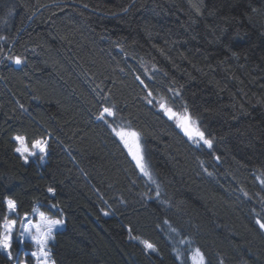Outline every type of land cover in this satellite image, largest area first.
Returning a JSON list of instances; mask_svg holds the SVG:
<instances>
[{"label":"trees","instance_id":"obj_1","mask_svg":"<svg viewBox=\"0 0 264 264\" xmlns=\"http://www.w3.org/2000/svg\"><path fill=\"white\" fill-rule=\"evenodd\" d=\"M7 198L62 216L55 264H264V0H0V230Z\"/></svg>","mask_w":264,"mask_h":264},{"label":"snow or ice","instance_id":"obj_2","mask_svg":"<svg viewBox=\"0 0 264 264\" xmlns=\"http://www.w3.org/2000/svg\"><path fill=\"white\" fill-rule=\"evenodd\" d=\"M16 64H21L22 60L20 57L15 58ZM161 109L165 111L167 114H169V117L171 119H179L182 121L180 126L183 128L185 134L188 136L189 139L193 140L195 143H203V145H207L209 148L212 147V140L207 139L205 137V134L203 131L199 129V127H192V124L194 123L191 119L190 114L185 116H180L179 113L174 111V109L168 107L166 103L161 104ZM186 111V110H185ZM115 116V109L113 107H104L102 111L100 112L97 119L104 120L105 117H114ZM113 132L116 136L119 137L121 141L124 142L125 146L129 149L131 152L133 159L136 160L137 166L140 168L141 172L146 175L150 176V172L146 170V165L144 163V156L142 154V151L140 149V146L138 143L135 144V151H133V143H135L137 138V133L134 131H129L127 129L121 128L120 130H117L113 128ZM15 140L17 141V147L15 151L19 153L25 161H27L29 156H34L37 153L40 154H46L47 151V141L45 140H37L31 143V146L27 143L25 138L23 137H15ZM131 141V142H130ZM49 191H53L52 189H49ZM7 208L10 212H14L17 208L16 202L12 200L7 201ZM35 211V210H34ZM107 215V213H105ZM39 220L35 224V234L31 235V239L41 247L42 255L47 256L48 253L44 251L45 246L48 243V240L52 237L53 230L58 226L63 224L62 220L59 219H49L45 216L43 212L38 213ZM261 229H264V222H261L260 220L256 221ZM16 221L13 220L10 223L5 220L3 224V233L0 235V248H3L4 250H9L12 246V229L15 226ZM28 232H31L30 227H26L25 229ZM23 235V233H21ZM144 247L146 249H150L152 251H155L154 246L147 241L143 242ZM197 255L199 256L198 261H194V264H204V256L203 253L200 252L199 249L195 250ZM32 255L35 257L36 253L33 252ZM9 258H11V253L9 252Z\"/></svg>","mask_w":264,"mask_h":264},{"label":"rangeland","instance_id":"obj_3","mask_svg":"<svg viewBox=\"0 0 264 264\" xmlns=\"http://www.w3.org/2000/svg\"><path fill=\"white\" fill-rule=\"evenodd\" d=\"M163 103H166L164 100H161ZM156 104L160 103V100H155ZM167 104V103H166ZM168 105V104H167ZM170 105H168L169 107ZM174 111H176L174 109ZM177 113L180 114H183L184 111H176ZM182 112V113H181ZM192 119V118H191ZM176 122L178 121V119H174ZM192 121L194 122L192 124V127H198L197 126V123L196 121H194L192 119ZM120 126V125H119ZM121 128H124V127H121ZM121 128L117 129V130H120ZM126 129V128H124ZM128 130V129H127ZM18 136V135H17ZM15 136V137H17ZM14 137V139H15ZM19 137H22V136H19ZM38 140H45L46 139H38ZM37 141V140H36ZM131 142V141H130ZM138 143L139 146H140V149L142 151V154L144 156V163L146 165V170L148 172H150V176H146L144 175V177L149 181V182H154L155 181V178H154V175L152 173V170L151 168L149 167L148 163H147V160H146V155H145V152H144V148H143V145H142V142L140 140V137L137 135V138H136V141L135 143H133V151H135V144ZM202 143V142H201ZM16 144H17V141H16ZM29 144V143H28ZM18 146V145H17ZM29 146H31V143L29 144ZM22 157V156H21ZM23 158V157H22ZM44 158H45V154H40V153H37L36 155L34 156H29L27 161L31 160V159H34V160H37L42 163L44 161ZM23 160L25 161V159L23 158ZM26 161V162H27ZM8 200H11L10 198H7L6 200V206H7V201ZM13 201V200H12ZM35 210V211H34ZM39 212H43L38 206H35L32 211L28 214H25V215H17L16 214V211L14 212H10L7 208V214H6V217L4 218V220L2 221L1 223V230H0V235H2L4 229H3V224L5 222V220H7L9 223L13 220L16 221V224L15 226L13 227L12 229V240L13 238L16 239V243H17V246L20 248L21 250V253L19 256H14L13 259H12V264H55L53 262V260L51 259L50 257V253H49V249H50V242L52 241L53 239V234L54 232L61 228L63 224L61 225H58L54 230H53V233H52V237L48 240V243L47 245L45 246L44 248V251H46L48 253V255L45 257L42 255V250H41V247L39 245H37L32 239H31V235L35 234V224L36 222L39 220V216H38V213ZM45 214V216L49 219H59V220H62L63 221V218L62 216H53L51 214H47L45 212H43ZM26 227H30L31 228V232H28L26 231ZM21 233H23V235H21ZM147 250H150V249H147ZM0 252L4 253L6 255V257L9 258V252L11 253L10 249L9 250H4L3 248H0ZM35 252L36 253V256L34 257L32 255V253ZM11 258H12V255H11ZM199 260V256L197 255V253H195L193 255V257L191 258V261L189 264H194V261H198ZM204 264H205V260H204Z\"/></svg>","mask_w":264,"mask_h":264},{"label":"water","instance_id":"obj_4","mask_svg":"<svg viewBox=\"0 0 264 264\" xmlns=\"http://www.w3.org/2000/svg\"><path fill=\"white\" fill-rule=\"evenodd\" d=\"M182 123V121L180 120V124ZM181 129H183L181 126H180Z\"/></svg>","mask_w":264,"mask_h":264}]
</instances>
